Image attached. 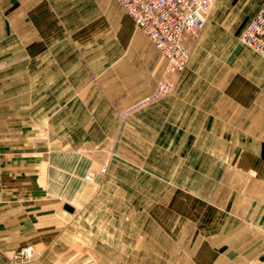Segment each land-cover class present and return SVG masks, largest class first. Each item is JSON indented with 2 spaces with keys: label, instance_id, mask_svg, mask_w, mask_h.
I'll use <instances>...</instances> for the list:
<instances>
[{
  "label": "rangeland",
  "instance_id": "1",
  "mask_svg": "<svg viewBox=\"0 0 264 264\" xmlns=\"http://www.w3.org/2000/svg\"><path fill=\"white\" fill-rule=\"evenodd\" d=\"M263 1L217 0L175 88L142 105L163 58L125 9L53 0L57 55L42 63L106 116V160L68 234L29 245L41 255L28 264H264V58L239 40Z\"/></svg>",
  "mask_w": 264,
  "mask_h": 264
},
{
  "label": "crops",
  "instance_id": "2",
  "mask_svg": "<svg viewBox=\"0 0 264 264\" xmlns=\"http://www.w3.org/2000/svg\"><path fill=\"white\" fill-rule=\"evenodd\" d=\"M55 8L53 0H0V252L57 247L70 217L91 200L86 176L101 182L97 170L106 160V116L84 114L72 85L58 83V69L42 63L57 55ZM91 122L99 123L95 136Z\"/></svg>",
  "mask_w": 264,
  "mask_h": 264
},
{
  "label": "built area",
  "instance_id": "3",
  "mask_svg": "<svg viewBox=\"0 0 264 264\" xmlns=\"http://www.w3.org/2000/svg\"><path fill=\"white\" fill-rule=\"evenodd\" d=\"M161 54L165 68L163 78L153 94L146 97L147 105L175 88V76L183 73L191 54L187 37L197 36L207 25L217 0H114ZM240 42L264 58V3L243 29ZM106 169L100 170L105 174ZM94 173L85 180L92 182ZM41 255L35 246L14 252L6 264H28ZM0 264H2L0 259Z\"/></svg>",
  "mask_w": 264,
  "mask_h": 264
},
{
  "label": "water",
  "instance_id": "4",
  "mask_svg": "<svg viewBox=\"0 0 264 264\" xmlns=\"http://www.w3.org/2000/svg\"><path fill=\"white\" fill-rule=\"evenodd\" d=\"M66 210L70 211L71 213L74 212V209L70 206H66Z\"/></svg>",
  "mask_w": 264,
  "mask_h": 264
},
{
  "label": "bare ground",
  "instance_id": "5",
  "mask_svg": "<svg viewBox=\"0 0 264 264\" xmlns=\"http://www.w3.org/2000/svg\"><path fill=\"white\" fill-rule=\"evenodd\" d=\"M93 181V180H92Z\"/></svg>",
  "mask_w": 264,
  "mask_h": 264
}]
</instances>
